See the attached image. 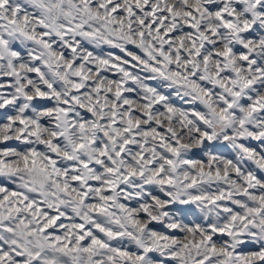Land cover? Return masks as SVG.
<instances>
[{"label": "snow or ice", "instance_id": "snow-or-ice-1", "mask_svg": "<svg viewBox=\"0 0 264 264\" xmlns=\"http://www.w3.org/2000/svg\"><path fill=\"white\" fill-rule=\"evenodd\" d=\"M84 41L120 49L205 111L173 107L122 66L129 61L82 54ZM109 67L119 80L101 76ZM5 77L0 89L12 91H0V110L14 114L0 124V143L26 147L0 150V177L15 184L0 186V264H165L153 254L174 264L264 262V177L242 167L264 172V152L244 143L264 145V0H0ZM129 80L140 102L122 95L134 91L123 89ZM197 149L207 163L192 158ZM196 209L212 222L186 224ZM248 243L261 250L238 255Z\"/></svg>", "mask_w": 264, "mask_h": 264}, {"label": "rangeland", "instance_id": "rangeland-1", "mask_svg": "<svg viewBox=\"0 0 264 264\" xmlns=\"http://www.w3.org/2000/svg\"><path fill=\"white\" fill-rule=\"evenodd\" d=\"M133 27H135V25H133ZM185 31H187L188 29L185 28ZM178 32H172L169 33V37H175L176 35H178ZM168 38V37H166ZM79 39V38H77ZM54 47H57L56 45H54ZM128 50L134 52L135 54L144 57V53L136 48L134 45H127ZM59 50V49H58ZM65 55L68 56L70 55V50L65 49L64 50ZM84 52H92L94 56L97 57H101V58H110V57H116L119 58V60H116L115 62L119 64L120 60H127L129 61L128 64L126 65H122L124 67H126L130 72H132L134 75L139 76L143 79V82L145 84H147L150 87H154L156 88L159 92L165 94L166 96H168V103H170L173 107L177 108V109H181L184 111H188L191 112L193 109L199 110V111H205L204 107L202 104L199 103V101L196 102H191L190 97L184 96L183 95V91L179 90L178 91V86H173L171 88L168 87H162L161 85H166L167 82L162 81L161 79L157 78V79H149L148 77L153 75L151 73L142 71L141 68L142 66H135L133 67V65L136 64L135 61L131 60L130 56H126L124 52H121L120 49L118 48H114L109 46L108 44H101L99 47L94 46L93 44L88 43L87 41H84L82 44V54ZM39 63V62H37ZM77 63H81V61H77ZM87 67L93 68L95 70V64L94 63H90L87 65ZM32 78H36L34 73L29 74ZM101 76L106 77L109 80H119L121 78V74L115 69V68H107V69H102L101 70ZM74 79H78V78H74ZM9 82H11V78L5 77L2 80H0V83H4L5 85H7ZM89 85L92 83L91 80H89L87 82ZM209 87H211L209 85ZM134 89V91H125L122 90V95L124 97H127L129 99L135 100L137 102H140V97L143 94L142 90L138 87L137 84L133 83L131 80H129L124 86L123 89ZM87 89H81V92L86 91ZM0 91H12V89L10 88H3L0 89ZM218 91V90H217ZM111 95V94H109ZM243 103H247V101H242ZM41 103H47V106L51 107L52 106V102H41ZM154 108H159L161 111H165V109H163L161 104H157L154 106ZM81 113L88 118H91V114L87 113L84 109H80ZM6 114H14L11 112L10 109H6V110H0V124L5 123L6 122ZM136 115H139V113H135ZM142 127H147V126H142ZM161 132L164 131V129H159ZM245 144H247L249 147L255 148L257 153H261L264 152V145L261 144V142L258 141H254V140H248V141H244ZM5 147H11V148H16L18 150H23L26 145L22 144L20 141H16V140H10L4 143H0V150L4 149ZM41 149L43 148V146H39ZM133 147V149H135V146H130ZM208 151L212 152L213 154L217 155V156H221L225 159H231L233 161H235L237 159L236 156V152L234 150H232L231 148L227 147L226 145H217L215 148H213L211 145L208 148ZM195 155L192 156L193 159H196L198 161L207 163V161H205L206 158H204L205 156V152L201 151L199 149L195 150ZM242 167L248 170H252L255 171L256 174L258 176L264 177V172H261L258 168H256V165L253 164L251 161L245 160L242 162ZM0 186H7L9 189H15V184H12L10 182H8L4 177H0ZM125 186L121 185V188H124ZM223 187H227L226 185H223ZM212 188H216V186H212ZM147 190H150L153 192L154 195H162L161 193L158 192V190L155 188V186H146ZM127 191L131 192V189H127ZM255 191V190H253ZM31 195H36V194H31ZM36 198L39 200L41 199L38 195L36 196ZM123 203H125L126 205H128L129 207H137L138 204L140 203V201L138 200H131V201H123ZM41 207H44L43 205H41ZM194 207V206H193ZM46 211L49 212L50 215H55L54 212H52L50 209H46ZM69 215L71 216V212L69 210ZM184 222L188 225H196V224H207V223H211V221H209L208 219H205L204 214H202L198 209H196L194 211V213L192 214H185L183 217H181ZM70 220L65 219V218H61L60 221H57V224L60 223H69ZM150 227H154L156 231L161 232L163 234H167V235H176V236H183V233H179V232H174L173 230H169L167 228H165L163 225H150ZM49 231H56V232H62V229H49ZM218 239L221 240H226V237H222V236H218ZM259 249L261 250V244L260 243H248L245 245H242L239 249H237V254L239 255L240 252H257L259 251ZM131 250H135L134 247H132ZM155 258H157L158 260H164L165 264H174V261H172L171 259L167 258V257H159L158 254H153ZM259 264H264V262H260Z\"/></svg>", "mask_w": 264, "mask_h": 264}, {"label": "bare ground", "instance_id": "bare-ground-1", "mask_svg": "<svg viewBox=\"0 0 264 264\" xmlns=\"http://www.w3.org/2000/svg\"><path fill=\"white\" fill-rule=\"evenodd\" d=\"M134 150H135V149H134ZM204 158H206L205 161H207L209 157H208V155L205 154ZM231 176H232L233 179H235V174H234V173H232ZM212 186H216V185L213 184ZM220 186L223 187V184H221ZM205 187H207V185H205ZM225 188H226V187H225ZM214 189H215V188H214ZM238 198H241V199H242V197H238ZM219 203H221V204H228L229 207H232L234 210L239 211V209H237L235 205H232V204H231L230 202H228V201H221V202H219ZM202 214H204V213H202ZM204 216H205V215H204ZM209 221L212 222V218H211V217H209ZM189 226H194V225H189ZM218 236H220V235L217 234V236H215L214 239L217 240V241H223V240H221V239H218ZM181 237H182V236H181ZM226 238H227V237H226ZM259 251H260V249H259ZM253 252H254V251H252V252H240V254H243V255H249L250 253H253ZM257 252H258V251H257ZM260 262H261V261L257 260L256 264H259Z\"/></svg>", "mask_w": 264, "mask_h": 264}]
</instances>
